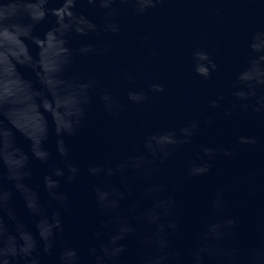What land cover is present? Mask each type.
I'll list each match as a JSON object with an SVG mask.
<instances>
[{"label":"clouds","instance_id":"9594fccd","mask_svg":"<svg viewBox=\"0 0 264 264\" xmlns=\"http://www.w3.org/2000/svg\"><path fill=\"white\" fill-rule=\"evenodd\" d=\"M170 2H191L209 5L204 13L211 20L222 19L234 11L238 3H247L264 14V5L257 0H63L61 8L49 10L47 0L39 11L33 9L38 0H0V264H42V255L51 256L57 246V236L63 231L61 212L69 208L67 195L59 190L60 181L65 178L74 181L79 169L70 162L65 168H55L44 177V189L56 208L47 212L38 192L29 185L32 175L31 161L47 162L50 153L44 148L48 137L50 114L57 137L56 150L66 157L68 149L64 136H75L82 127L87 112L99 103L105 115L112 121H120L128 107L146 104L152 94L166 93L163 82L153 81L146 88H129L122 99L118 89L123 82L134 84L140 72L125 68L119 76L110 77L107 84L94 92L98 83L94 76L87 80L78 75L65 78L76 57V50L69 46L67 35L75 33L81 38H93L94 43H83L78 52L82 56L94 54L98 47L110 49V38L118 37L122 31V17L125 14L142 19L160 12ZM78 3H84L99 13L97 21L83 13L74 11ZM11 14H6V13ZM52 17V26L41 37L36 28ZM34 40L39 41L37 55H33ZM136 44L146 48L148 36L137 34ZM32 45V46H30ZM22 55L12 54V49ZM56 50L55 60L51 50ZM249 59L246 68L233 84L232 104L238 112L251 113L264 118V29L252 33L249 42ZM157 55L151 51L144 61ZM192 71L196 77L209 80L217 71V64L210 53L200 47L191 52ZM23 70L31 71L34 79H26ZM224 96L212 99L211 108H218ZM231 117L232 111L226 112ZM201 122L188 119L178 128L165 129L143 136L138 144L123 159L109 165L88 169L91 177H125L135 173L144 178L146 187L140 199L150 201L151 206L143 210V219L153 225L154 230L138 239L142 248L150 251L137 258L136 264H264V219L258 224L256 243L243 253L238 247L228 246V241L238 228L239 218L231 216L221 222L206 224L194 237V244L186 257L171 248V239L178 233V223L173 216L175 199L169 186L156 182L161 167L173 155L192 142L200 132ZM29 142V151L18 146L17 138ZM236 144L264 154V143L256 135L237 138ZM237 148L202 147V155L190 161L185 168L186 178L207 174L215 157L222 153L234 158ZM251 175L255 176L253 171ZM94 197L101 211L116 212L128 192L121 185L94 187ZM18 195L27 211L36 217L34 230L17 225L9 231L7 219L16 216L13 204ZM223 192L210 201L215 212L225 207ZM107 228V225H104ZM136 227L127 220H120L107 239H100L88 250L89 264H118L125 252L124 241L136 234ZM99 238L100 235L97 234ZM56 264H81L78 251L64 244L58 253Z\"/></svg>","mask_w":264,"mask_h":264},{"label":"water","instance_id":"95a60500","mask_svg":"<svg viewBox=\"0 0 264 264\" xmlns=\"http://www.w3.org/2000/svg\"><path fill=\"white\" fill-rule=\"evenodd\" d=\"M44 0H38L33 11L38 12ZM264 5V0H257ZM63 0H47L49 10L59 9ZM206 4L191 2H170L162 6L160 12L142 19L130 14L122 17V31L118 37L110 38V49L104 51L98 47L94 54L82 56L78 50L83 43H94L69 33V46L76 50V57L65 73L68 79L78 75L87 80L94 76L98 89L104 87L109 78L119 76L123 69L138 71L141 75L134 84L123 82L117 90L122 99L129 88H146L151 82L159 81L166 85V93L152 94L149 101L140 106H129L120 121L107 117L97 102L87 112L82 127L75 136H64L68 149L66 157L56 150L59 137L55 133L50 114L48 119V137L44 148L50 153L47 162L31 161L32 175L28 181L39 194L40 201L47 212L56 208L44 189V177L55 168H65L70 162L79 169L77 178L68 181L62 178L59 190L67 195L69 208L61 212L63 231L57 236V246L51 256L42 255V264H56L60 248L64 244L74 247L81 264H89L88 250L97 245L100 239H107L110 231L119 226L120 220H127L136 227V234L124 241L125 252L118 264H136L137 258L148 254L138 239L150 234L154 227L142 216L143 210L151 206L150 201L140 199L146 187L144 178L135 173L125 177H91L88 169L95 166L113 164L125 158L138 146L141 138L152 132H162L169 128L180 127L185 120L198 119L200 132L192 142L177 151L155 177L156 182L169 186L175 199L173 216L178 223V233L171 239V248L186 257L193 246L195 235L211 222H221L227 217L239 218L238 228L226 241L228 246L238 247L243 253L256 243V228L264 219V154L250 148L238 146L237 138L244 135H256L264 143V118L247 112H238L231 107L233 84L237 76L246 68L249 59L248 42L252 33L264 29V14L251 4L238 3L228 16L211 20L204 13ZM93 21L99 13L87 4L78 3L74 9ZM6 14H11L6 13ZM52 26V17L36 28L37 37H43ZM137 34L148 36L146 48L136 44ZM33 55H37L39 41L34 40ZM206 49L217 71L211 79L196 77L192 71L191 52L194 48ZM151 51L157 55L151 60L144 58ZM12 54L22 55L17 48ZM56 58V50H51ZM26 79H34L31 71L23 70ZM224 96L218 108H211L210 101ZM232 111L229 117L226 112ZM18 146L29 151V142L23 137L17 138ZM237 148L234 158L218 154L212 162L210 171L202 176L186 178L185 168L190 161H196L202 155V147ZM256 172L253 176L251 173ZM121 185L128 192L116 212L101 211L95 201L94 187L103 185ZM223 192L225 207L215 212L210 201ZM16 216L8 218L9 231H15L17 225L34 230L36 217L25 208L22 199L16 195L13 200ZM104 225L108 227L105 228ZM97 234L100 237H97Z\"/></svg>","mask_w":264,"mask_h":264}]
</instances>
